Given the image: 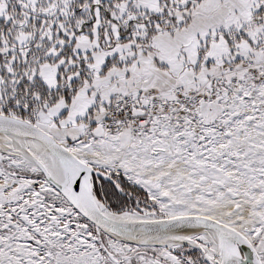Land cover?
Here are the masks:
<instances>
[{
  "label": "rangeland",
  "instance_id": "rangeland-1",
  "mask_svg": "<svg viewBox=\"0 0 264 264\" xmlns=\"http://www.w3.org/2000/svg\"><path fill=\"white\" fill-rule=\"evenodd\" d=\"M31 2L33 6L24 0L0 1V114L34 123L67 149L77 145L89 149L90 159L85 164L94 173L96 204L117 215L139 214L159 221L204 212L206 208L200 203L207 200L206 204L225 209L226 213L216 214L247 236L264 264V78L258 73L260 66L247 68L246 64L255 59L259 63L264 49L245 56L240 64L201 62L195 67L181 63L178 81L171 79L160 87L168 97L158 95L156 86L139 95L153 92L158 100L173 104L178 86L186 93H200L198 120L187 111L180 115L173 112L144 134L130 129L109 133L89 128L83 135L67 140L65 135L60 136L64 128H57L45 115L61 95L43 84L42 66L61 64L60 79L61 74L78 70L85 62L76 60L78 51L73 49L77 37L86 32L93 38V27L99 18L96 35L102 45L108 46L118 25L112 15L121 0ZM161 9L162 17L142 14L130 23L124 16L137 13L118 10L114 17L123 23L118 31L120 41H146L136 30L140 22H149L148 35L158 29L172 35L171 31L178 28L174 8L169 0H162ZM259 22V26L264 25V17L260 16ZM22 35L28 40L21 41V45L17 38ZM228 44L237 47V37ZM189 66L195 71L192 77L186 73ZM157 68L166 74L171 69L162 64ZM249 74L256 80L249 79ZM147 104L142 102V107ZM0 141L11 145L4 137ZM162 144L168 148H162ZM146 146L152 156L172 151L170 161L190 172L181 173L184 177L178 186L180 193L188 196L190 208L172 211L167 199L162 198L164 186L155 196L149 195L134 184L133 174L121 172V161L111 155ZM8 151L0 150V264H219L217 256L211 259L198 248L134 245L111 237L75 211L42 171L25 165ZM191 178L193 182L187 186ZM10 180L24 182L25 186L8 187L6 182Z\"/></svg>",
  "mask_w": 264,
  "mask_h": 264
},
{
  "label": "crops",
  "instance_id": "crops-1",
  "mask_svg": "<svg viewBox=\"0 0 264 264\" xmlns=\"http://www.w3.org/2000/svg\"><path fill=\"white\" fill-rule=\"evenodd\" d=\"M24 1L33 6L32 0ZM169 2L174 8V21L178 27L171 31L172 35L168 31H158L159 29L153 35H148L149 22H140L136 30L142 32L141 36L146 37V41H120L118 31L123 23L114 17L118 10L137 13L124 16L128 23L142 17V14L156 17L164 14L161 9L162 0H121L116 4V12L112 15L119 26L115 25L116 30L113 31L108 46L102 45L96 35L101 23L99 18V23L93 27V38L87 36L89 33L86 32H82L79 39L77 37L73 49L78 51L76 60L85 62L78 66V70L69 75L61 74L60 79L61 64L48 63L42 66L40 78L43 84L52 93L57 91L61 95L45 114L57 128H64V132H58L61 137L65 135L67 140H72L86 133L89 128L102 132L97 124L107 116L116 95L130 93L139 96L144 93V89L156 86L159 89L158 95L168 97V93H161L163 88L160 87L166 86L171 79L173 82L178 81L181 63L195 67L201 62L240 64L246 57L264 49V25L258 24L260 16L264 17L263 0ZM23 36L17 38L18 43L28 40V37L25 39ZM236 37L237 47L229 46L228 41ZM215 52L218 53L216 58ZM84 55L85 60L82 58ZM260 55L264 59V52ZM158 64L171 68L168 71L170 75L158 69ZM194 72L191 67L186 71L191 77ZM59 79L63 82L60 83ZM72 83L75 85L71 86ZM73 90L76 91L74 95Z\"/></svg>",
  "mask_w": 264,
  "mask_h": 264
},
{
  "label": "bare ground",
  "instance_id": "bare-ground-1",
  "mask_svg": "<svg viewBox=\"0 0 264 264\" xmlns=\"http://www.w3.org/2000/svg\"><path fill=\"white\" fill-rule=\"evenodd\" d=\"M261 76L264 78V73H261ZM206 103L208 104L210 103V101H206ZM186 111L190 113L194 117L195 120H198L196 116L201 113V108L200 106H195V107L187 109ZM0 137H4L11 141L10 146L3 145L6 143H4L3 141H0V150H9L8 154H10V156L13 155L15 158L19 160H23L25 165L32 167L34 170L42 171L47 179V182L51 186H53L51 184L52 182L61 187H64L67 184V174L63 166L61 165L59 160L54 155H52L41 142L37 140H33V139L19 138L17 136L10 135L7 133H0ZM59 144L62 146L61 143ZM161 146L162 148H168L167 145L162 144ZM65 149L71 155H73L75 158H77L84 164L90 159V156H89L90 151L84 146L77 145L73 149L71 148L69 149L65 148ZM116 153L117 152L111 153V155L121 161V166L118 168H120L122 173L129 174V175L133 174L132 176L136 177V182H134L136 186L145 190L149 195H152V196H155V194L159 192V188L164 186L165 191L164 193H161L162 198L165 197L167 199L169 208L172 211L187 210L188 208H190V205H189L190 202H188L189 201L188 196H185V194H181L180 190L178 189L179 184H181L180 180H183L182 177H184V175H182L181 173L182 172L190 173V172L185 171V168L182 167L183 166L182 164L180 165V163H172L170 161L172 158L171 154L172 155L174 154L172 151L166 152L163 154L160 153L158 156H152L150 147L146 146V147H137V148L135 147L129 152L120 151L118 154ZM192 178L189 179V181L187 182V186L192 184L193 182ZM6 183L8 187H14V189H20L24 185V182H21V181L10 180V181H7ZM219 185H223L222 182H219ZM217 186H218V183H217ZM179 193L181 194L180 197H179ZM94 199L96 198L94 197ZM65 200L67 201L66 198ZM90 200L107 218L114 220L116 222L129 223V222H139V221H153L152 219L150 220V217L139 215V214L125 213V214L117 215L109 211L106 207L96 204L95 200L91 198ZM190 200L191 202H193L192 198ZM185 201H187L188 203H185ZM206 201L207 200L200 203V204H203L202 206L206 208V211L199 212V213H193V214L183 213V214H180L178 217L172 218V219H178V218H184V217L208 218L230 229L237 231L239 234L245 237L246 240L249 242V239L247 238L245 234L238 231L233 226H231L228 222H226L223 216L216 214L217 211L226 213L225 209L217 205H208L206 204ZM231 220H236V219H231ZM110 236L117 240L125 242L124 240H121L113 235H110ZM195 240H197L198 243H200L201 245L195 242ZM143 245L158 246V247H165V248L168 247L169 249L180 248L186 245V246L198 248L199 250L205 252L208 255V257L211 259L217 256L219 258V263L221 262V259H222V247L219 244L217 234L212 230L204 229L201 227H191L188 229H184L177 234L170 235V236H167L161 239L153 240Z\"/></svg>",
  "mask_w": 264,
  "mask_h": 264
},
{
  "label": "water",
  "instance_id": "water-1",
  "mask_svg": "<svg viewBox=\"0 0 264 264\" xmlns=\"http://www.w3.org/2000/svg\"><path fill=\"white\" fill-rule=\"evenodd\" d=\"M0 133L41 142L54 155L67 174V184L61 187L51 183L87 221L125 242L143 245L179 233L191 227H201L217 234L222 247L219 264H261L252 245L237 231L202 217H184L171 220L121 223L107 218L90 200L94 199L92 169L71 155L57 140L34 123L0 114Z\"/></svg>",
  "mask_w": 264,
  "mask_h": 264
},
{
  "label": "built area",
  "instance_id": "built-area-1",
  "mask_svg": "<svg viewBox=\"0 0 264 264\" xmlns=\"http://www.w3.org/2000/svg\"><path fill=\"white\" fill-rule=\"evenodd\" d=\"M255 60L247 61V68L260 66L258 73H264V59L259 63H255ZM248 77L251 80H256L253 74H249ZM174 93L176 100L173 104H166L158 100L153 92L139 97L131 95L117 96L113 99L107 116L98 123L99 128L109 133L130 129L134 133L144 134L157 124L156 120L157 122L163 121L170 113L176 112L177 115H180L189 108L201 106L200 93H186L181 86L176 87ZM144 101L148 103L145 108L142 107ZM206 101L208 100L206 99Z\"/></svg>",
  "mask_w": 264,
  "mask_h": 264
},
{
  "label": "trees",
  "instance_id": "trees-1",
  "mask_svg": "<svg viewBox=\"0 0 264 264\" xmlns=\"http://www.w3.org/2000/svg\"><path fill=\"white\" fill-rule=\"evenodd\" d=\"M94 173H92V185H93V187H94ZM112 183H114L113 181H111ZM95 194V190L93 189V195ZM94 197H95V195H94ZM96 198V197H95Z\"/></svg>",
  "mask_w": 264,
  "mask_h": 264
}]
</instances>
